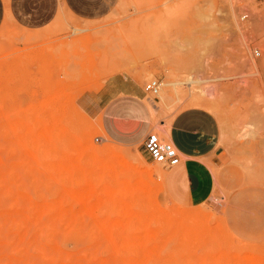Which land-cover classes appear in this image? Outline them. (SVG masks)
<instances>
[{
	"label": "rangeland",
	"instance_id": "1",
	"mask_svg": "<svg viewBox=\"0 0 264 264\" xmlns=\"http://www.w3.org/2000/svg\"><path fill=\"white\" fill-rule=\"evenodd\" d=\"M203 1L0 0V264H194V260L196 264H264V131L239 139L245 124L264 115L263 27L249 41L260 75L253 76L249 67L241 65L235 72L238 75L243 69L242 77L219 82L224 104L221 113H212L231 133L226 143H220L218 165L212 167L214 176L217 169V187L205 202L189 204L178 199L165 179L171 168L151 160L141 143L111 139L100 119L89 116L77 102L83 91L98 87L108 72L133 68L142 88L151 78L162 81L156 97L144 92V101H151L158 123L170 122L178 111L188 108L187 101L174 104V95L169 97L167 91L168 81H183L189 73L185 64L170 61L169 50L174 40L201 25L193 12ZM221 1L210 0L216 26L210 30L211 36L225 30V16L216 13ZM242 4V0L236 1V18L249 27L255 16L240 20ZM248 5L251 13L254 7L257 14L264 13V0H251ZM68 8L92 19L76 17ZM53 13L56 17L51 24L29 28L47 21ZM255 49L260 56L254 55ZM241 55L248 56L243 50ZM219 66L225 68L221 72L225 70L226 76L234 72L229 69L233 64ZM179 88L181 95L186 94L185 85ZM160 96L166 103H161ZM150 131L156 130L152 126ZM89 143L126 151L128 157L114 159L103 152H90ZM42 144H47L45 149L40 148ZM70 145L89 156L86 163L76 157V163L86 166L82 181L84 175L96 171L97 162H115L120 169V163L126 165L127 171L123 167L119 179L98 178L99 190L115 186L111 190L118 192L124 187L125 195H117L124 196L119 198L121 204L134 202L135 208L147 209L149 203L173 215L180 209L200 210L211 228L206 246L194 241L193 253L192 249L185 252V237L167 232L154 244L157 255L150 259L137 250L143 244L151 246L136 238L137 228L121 225L112 230L105 220L108 215H102L106 209L85 215L73 197L74 190L68 188L67 174L56 168V158ZM142 166L147 174L143 181L153 193L147 200L134 194V173Z\"/></svg>",
	"mask_w": 264,
	"mask_h": 264
},
{
	"label": "bare ground",
	"instance_id": "2",
	"mask_svg": "<svg viewBox=\"0 0 264 264\" xmlns=\"http://www.w3.org/2000/svg\"><path fill=\"white\" fill-rule=\"evenodd\" d=\"M236 1L237 0H222L221 6L217 7L216 13H222L225 16L224 21H226V26L224 27L225 30L223 31L219 30L218 36H211L209 34L210 30H213L216 27L214 25L215 21L212 22V13H211V11L214 8V5L212 4L213 2L212 3L210 2V0H205V2L203 1L204 5L201 7H196L193 12L194 17L198 19L201 25L195 30H192L189 35L177 38L176 40L173 41L172 46L170 47L169 50L171 51L169 52L170 55H173V58L172 60L170 59V61H173V59L178 60L182 64H185V66H188L189 69V73L184 78L183 81H168L166 83L167 91H169L168 93L171 94V95L169 94V97L172 95H174L175 97L174 104L181 105L187 101L186 104L187 107H199V108H204L210 112L218 111V113H221L222 112L221 107L224 103H222V98H221V95L223 94H220V88H219L220 81H222L225 78L233 79L234 77H242L243 74L241 72L243 69L239 67V69L241 70L239 71L240 73L238 75L235 72L236 69H238L235 67L241 65H245L249 67L248 71L251 70L252 72L251 74L253 76L258 74L260 75L259 66L250 55L251 51H250L249 41L251 40V37H255V38L257 37L258 29H262V27L264 28V13H260L258 11L259 14H257L256 13L257 9H254L255 8L254 7L251 13V16L252 14L253 16H255V20L253 24L251 26L249 25V27L244 26L236 18L235 13L239 9V8L237 9ZM205 10L207 11V13H204ZM220 31H222L223 34L220 35L219 34ZM224 33L226 35L229 34V37L226 38V35H224ZM231 41L235 42V44L230 45L229 43ZM242 50L246 51L248 56L241 55ZM221 63L223 65L225 64L230 66L231 64H233L234 66H232L229 69H231L232 71V69L234 68L233 69L234 72L226 76V73H224L225 70L223 71V73L221 72V69H225L224 67L220 68L219 64ZM229 69L227 71L231 72ZM244 81H245L244 83H246L247 80ZM241 82L243 81L241 80ZM181 85H185L187 87V92L184 95L183 94L181 95L180 92L179 86ZM159 100L161 101V103H166L165 98L162 96H160ZM145 103L151 109L152 112L153 128L156 130V132L160 134V136L163 137L166 136L169 130L170 122L160 121V123H158V120L156 119V115L154 114V111L152 109L151 101H146ZM156 106H158V104ZM220 127H221L220 143H226L230 138L231 131H229V128L227 127L224 121H221ZM263 131H264V115H262L261 117L252 118V120L249 123L245 124V126L242 128L239 139L252 138L262 133ZM39 138H41V136H39ZM42 145L40 147L41 149L44 146L46 147L47 144L46 145L42 144ZM56 145H58V143ZM45 147L43 149H45ZM69 147L70 148L67 147V149L64 150V153L62 152L63 155L60 158H56L59 159L58 163H56L57 164L56 168L58 172L67 174L68 188L74 190L73 197L77 202V204L81 206V209L85 215L90 217L92 216V214L94 215L96 211H97L96 213L101 214L105 209L107 212L108 209V213L106 214V212L104 211L105 213H103L102 215L105 214L108 215V217L109 215L110 216L113 215V217L105 218L107 226L109 225L112 230H114V228L117 230L118 229L117 227L119 226L121 227V225H124L125 229L126 227L127 229H129L132 226L133 228L134 227L137 228L136 238L145 240L149 242V244L151 245L150 246L151 248L150 247L148 248V244H143L139 246L137 250L139 254L141 253V255L142 253L147 254V256L146 255H142V256L150 257V259L155 258L157 255L154 254L156 253L154 244H156L157 241H159L160 239L164 238L167 232H171V236L173 233L175 234V236L183 235L185 237L186 239L185 242L187 243V246H185L186 247L185 252H189L187 250L193 248L192 243H194V241H196L197 243L202 241L200 242L201 245L206 246L205 241L209 240L211 228L202 219L200 210L180 209L178 213L173 215L172 213L170 214V212L163 213L162 211H160L159 208H157V206L154 207L150 206L149 203L147 209H144L143 208L144 206L141 207V205L139 207L136 206L137 208H135L133 206L134 202H132V204H129L127 202L129 205H127V203L121 204V202L123 201H121L120 199H122V197L124 196L120 198V196L118 197L117 195H120L121 193L125 195L124 187L122 186L123 191H121L122 189L116 186L118 188L117 189L118 192L113 191L114 189L111 190L113 187H115V186L112 187L111 185H110L112 187L111 189L100 188L101 190H99L97 189L99 186L98 178L99 176L103 175L106 178L111 176L114 178L115 176L117 179H119L122 170L127 171L126 165L122 163L123 164L122 166L120 163L121 169L123 167L125 168L121 170L120 167L115 162H109L107 164L100 163L101 161L97 162L96 171L93 174H88L89 178H86V176L88 177V175H84L85 177L84 176L83 177L85 178V181H82L81 175L84 164L82 165V163H76V157L79 156L82 161H84L85 159L84 163H86V161L89 159L88 158L89 156L87 155L88 156L87 157L85 155L80 154L79 153L80 150L75 146L71 147L70 145ZM87 148L88 151L90 152L98 153V154L103 152L104 155L111 156L114 159L128 157L127 153H125L126 151L124 152L123 150H119L116 148L105 147L101 149L100 147L93 145V143H89L87 145ZM85 157H87V159ZM54 160L53 162L55 163ZM94 162L96 164V161ZM157 164H162V163H157ZM85 165L88 166V164ZM84 167L85 170L86 166ZM129 171L131 172V170ZM145 174H146V169L145 167L143 168V166L140 168V171L137 170L136 173H134L137 179V183L134 185L135 186L134 194L135 196H138V198L140 197L147 200L149 197L153 195V193H152V189L150 188V185L148 186V184H146L143 181L145 180L143 179L144 176L147 175ZM121 181H116V182L117 184L119 183V185L120 184L122 185V183L124 182L122 181L121 183ZM112 209L113 212L111 211ZM133 209H136L137 211L134 212ZM176 209H174V211ZM110 212H112L113 214L111 215ZM195 244L196 243H194V245ZM165 248H163L164 251ZM191 251L192 252L190 253H193L194 250L192 249ZM138 252H137V256H138ZM182 252L184 254V251H181V253ZM152 255H154L155 257ZM188 255L186 253V256ZM190 258L191 257L189 255L187 259ZM194 264H196L195 260H194Z\"/></svg>",
	"mask_w": 264,
	"mask_h": 264
},
{
	"label": "crops",
	"instance_id": "3",
	"mask_svg": "<svg viewBox=\"0 0 264 264\" xmlns=\"http://www.w3.org/2000/svg\"><path fill=\"white\" fill-rule=\"evenodd\" d=\"M66 8V7H65ZM76 17L81 16L70 8ZM56 13L31 29L51 24ZM134 69L108 72L98 87L83 91L77 102L91 117L99 118L106 134L124 144H143L152 127V112L144 101L145 94ZM221 127L217 117L199 107L178 111L171 119L165 139L172 142L181 156L179 164L169 167L166 180L171 192L189 204L207 201L217 187L212 167L218 165ZM117 144V143H116ZM120 145V144H119ZM212 165V166H211Z\"/></svg>",
	"mask_w": 264,
	"mask_h": 264
},
{
	"label": "built area",
	"instance_id": "4",
	"mask_svg": "<svg viewBox=\"0 0 264 264\" xmlns=\"http://www.w3.org/2000/svg\"><path fill=\"white\" fill-rule=\"evenodd\" d=\"M242 1L243 4L240 8L239 18L240 20H247L251 15V10L248 5L251 0ZM254 55L259 56L260 51L255 49ZM161 86L162 81L160 79L151 78L144 83L143 90L156 97ZM143 149L151 160L157 163H162L167 167L175 166L181 161L180 153L172 142L161 137L156 131H150L146 134L143 141Z\"/></svg>",
	"mask_w": 264,
	"mask_h": 264
},
{
	"label": "trees",
	"instance_id": "5",
	"mask_svg": "<svg viewBox=\"0 0 264 264\" xmlns=\"http://www.w3.org/2000/svg\"><path fill=\"white\" fill-rule=\"evenodd\" d=\"M69 4H70L71 8H72L75 12L79 13V9H78V8H76V7H75L72 3H70V2H69Z\"/></svg>",
	"mask_w": 264,
	"mask_h": 264
}]
</instances>
